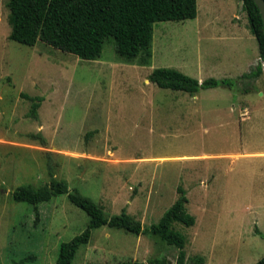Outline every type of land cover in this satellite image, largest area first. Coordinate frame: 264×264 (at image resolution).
I'll use <instances>...</instances> for the list:
<instances>
[{"label":"rangeland","instance_id":"rangeland-1","mask_svg":"<svg viewBox=\"0 0 264 264\" xmlns=\"http://www.w3.org/2000/svg\"><path fill=\"white\" fill-rule=\"evenodd\" d=\"M236 1L196 0V19L154 24L150 47L132 61L111 39L98 60L84 61L35 35L29 45L12 40L11 0H0V264H55L59 245L89 223L66 195L36 210L13 200L21 185L49 183L48 162L106 218L125 211L143 229L159 222L181 187L195 219L190 228L174 225L186 264L264 258V75L249 92L237 82L257 63L258 45ZM231 23L243 31L235 36ZM248 34L252 41L239 40ZM157 68L235 83L189 95L149 83ZM23 94L43 98L38 120L28 117ZM36 133L45 147L28 137ZM177 253L149 233L102 226L72 264H176Z\"/></svg>","mask_w":264,"mask_h":264},{"label":"trees","instance_id":"trees-1","mask_svg":"<svg viewBox=\"0 0 264 264\" xmlns=\"http://www.w3.org/2000/svg\"><path fill=\"white\" fill-rule=\"evenodd\" d=\"M246 15L248 29L258 45L259 60L251 71L238 77L237 82L247 84L246 92L262 73L264 63V35L260 13L253 0H240ZM197 16L196 0H11L9 20L12 40L29 45L34 36L39 42L68 53L84 61H95L101 56L107 40L114 42L117 55L127 61L135 59L140 52L150 47L154 24L171 21L193 20ZM149 55V53H148ZM149 83L160 89L180 91L195 95L201 90L217 87L232 88L230 79L209 78L202 82L175 69L157 68L147 77ZM31 102L28 117L38 120L37 110L43 98L22 95ZM31 140L41 147L47 145L40 133L30 134ZM49 183L34 188L31 185L17 187L12 198L15 202L32 206L49 202L53 197L66 195L71 204L82 210L89 223L85 230L59 245L55 264H72L81 247L86 246L93 230L102 226L120 229L136 235L149 233L177 250L176 264H186L185 238L174 230V225L186 228L195 225V219L186 211L185 191L178 187L174 204L162 215L157 224L143 229L142 224L125 211L106 218L102 209L89 197L71 191L63 180H57L52 165L47 163ZM165 261L149 260L148 264H163ZM202 257H195L188 264H204ZM121 264H143L123 262ZM256 264H264V258Z\"/></svg>","mask_w":264,"mask_h":264},{"label":"crops","instance_id":"crops-1","mask_svg":"<svg viewBox=\"0 0 264 264\" xmlns=\"http://www.w3.org/2000/svg\"><path fill=\"white\" fill-rule=\"evenodd\" d=\"M238 4H239V6L241 7V4H240V2L239 1H236ZM196 19V18H195ZM236 21H239L238 19L239 18H237V17H235L234 18ZM194 20V19H193ZM243 26V25H242ZM198 28H201V26H197ZM231 29H233V30H235L236 31V34H235V36H237V32L239 31V29L241 30V31H243V29L241 28V25L239 24V25H236V24H232L231 23ZM207 28V27H206ZM248 33V32H247ZM235 39H237V41H238V38H235ZM250 39V40H249ZM254 38H251V36L248 34V36H239V40H241V42H245L246 40H248V41H252ZM256 41V40H255ZM257 48H258V46H257ZM257 51H258V49H257ZM258 55H257V58H256V61H258L259 60V52L257 53ZM254 65V63H251L250 65H249V67L248 68H251L252 66ZM215 67H211V70H213ZM264 75V63L262 64V73H261V76H263ZM260 76V77H261ZM245 111V113H244V115L245 114H247V112H248V110L247 109H245L244 110Z\"/></svg>","mask_w":264,"mask_h":264},{"label":"water","instance_id":"water-1","mask_svg":"<svg viewBox=\"0 0 264 264\" xmlns=\"http://www.w3.org/2000/svg\"><path fill=\"white\" fill-rule=\"evenodd\" d=\"M254 4L256 5L260 16H261V20L263 23V35H264V0H253Z\"/></svg>","mask_w":264,"mask_h":264}]
</instances>
